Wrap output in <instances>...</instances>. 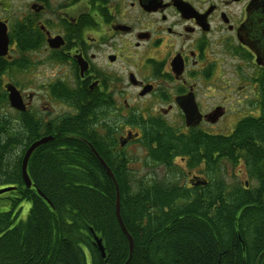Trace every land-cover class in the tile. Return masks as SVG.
Returning <instances> with one entry per match:
<instances>
[{
  "label": "flooded vegetation",
  "instance_id": "1",
  "mask_svg": "<svg viewBox=\"0 0 264 264\" xmlns=\"http://www.w3.org/2000/svg\"><path fill=\"white\" fill-rule=\"evenodd\" d=\"M0 28V64L31 86L15 85L25 103L15 127L30 116L34 129L66 132L84 119L117 166L164 172L148 181L206 187L208 166L228 160L214 151L254 149L235 137L264 129V0H0ZM155 133L191 138L192 153L174 145L167 159ZM252 143L264 150V138Z\"/></svg>",
  "mask_w": 264,
  "mask_h": 264
},
{
  "label": "trees",
  "instance_id": "2",
  "mask_svg": "<svg viewBox=\"0 0 264 264\" xmlns=\"http://www.w3.org/2000/svg\"><path fill=\"white\" fill-rule=\"evenodd\" d=\"M6 63L0 64V187L16 190L0 195V264H88L89 259V264H264V150L252 143L264 138L262 127L246 124L235 137L236 143L254 149L214 151L234 162L244 155L255 186L229 184L221 177L193 189L148 181L130 167L113 163L84 119L66 132L53 133L41 126L34 129L32 118L26 116L21 132L2 111L9 105L1 80ZM47 135L56 139L30 157L33 186L28 188L20 160L34 141ZM78 135L94 145L112 170H119L114 175L121 217L134 240L130 260L129 241L116 215V186ZM153 136L167 159L174 145L181 155L192 153L191 138ZM25 202L30 208L23 219ZM94 234L103 240L105 259Z\"/></svg>",
  "mask_w": 264,
  "mask_h": 264
},
{
  "label": "water",
  "instance_id": "3",
  "mask_svg": "<svg viewBox=\"0 0 264 264\" xmlns=\"http://www.w3.org/2000/svg\"><path fill=\"white\" fill-rule=\"evenodd\" d=\"M8 44H9V40H8L7 32L5 29L0 28V56H4L8 53ZM5 89L8 92V99H9L11 108H13L15 110H19V111H25V103H24L23 97L21 95V92L17 89V87L13 83H8V84H6ZM51 139H52V136H47V137H43L42 139L36 141L32 145H30V147L27 149V151L24 155L23 166H22L21 171H22V177H23L24 183L28 188H31L33 186L32 180L30 179V176L28 173L29 159H30L31 155L33 154V152L37 148H39L40 146H42L44 144H47L48 142L51 141ZM92 151H93L94 155L98 158V160L100 161L102 166L111 175V172H112L111 169L106 164V162L100 157L99 153L94 148H92ZM113 177H114V175H113ZM114 184H115L116 190H117L116 209H117L118 220H119V223H120V226H121L123 232L125 233L128 241H129V246H130L129 260H130L132 255H133V251H134V240L131 237V235L128 233L127 228H126V226L122 220V217L120 215L121 210H120L119 186L117 184L115 177H114ZM200 184H206V182H200ZM15 190H16L15 187H4V188L0 189V195L15 191ZM38 192L42 197H44V199H46V201L49 204H51L50 201L47 199V197H45L44 194L40 190H38ZM94 238H95V243H96L99 251L102 254V257L105 258L106 252H105V247L103 245V240L99 236H97L96 234H94Z\"/></svg>",
  "mask_w": 264,
  "mask_h": 264
},
{
  "label": "rangeland",
  "instance_id": "4",
  "mask_svg": "<svg viewBox=\"0 0 264 264\" xmlns=\"http://www.w3.org/2000/svg\"><path fill=\"white\" fill-rule=\"evenodd\" d=\"M29 73L30 72H28L27 74H29ZM20 78H22V77H21L20 73L17 72L16 70L13 69V70L7 71L2 78V81H3L2 86H3V84H5L7 82H11L14 85H18V84L23 85V88L27 92H29L31 90V86L29 84H27L26 82H24L22 84L20 82ZM2 111L7 112L11 119H16L17 113L13 109H11V107L9 105L6 108L3 107ZM130 152H129V154L132 155L131 158H135V157L142 158V154L139 151H137V152L130 151ZM241 161H242L241 165H239V164L235 165V164L229 162L228 160H226L225 162H221L220 164H217V166L215 167V169L213 171L214 178L215 177L224 178L227 180V182L229 184H231V183H236V184L237 183H239V184L248 183V187L255 186L256 180L250 176L249 170L244 165L243 160H241ZM134 165H135V168L137 169V171H141V175L148 176L149 179L155 175L153 172L158 173V174L164 173V172H161V169H159L158 166L152 167V165H150V168H144L143 164L141 162H139L138 159L136 161H134ZM183 167H184V165L178 161V167H177L178 169H176L175 171L177 173L181 174V169ZM200 168L201 167H199V169ZM149 175H151V176H149ZM176 176H177L176 174L173 175L174 178ZM205 176H207L209 178L211 177L210 173H206ZM181 180H182V178L180 177L179 181L181 182ZM3 187H6V186H2L0 188H3ZM0 198H2V197H0ZM23 206H24V211L21 214V218L26 219L29 208H30V204L25 202ZM89 263H90V259H89Z\"/></svg>",
  "mask_w": 264,
  "mask_h": 264
},
{
  "label": "bare ground",
  "instance_id": "5",
  "mask_svg": "<svg viewBox=\"0 0 264 264\" xmlns=\"http://www.w3.org/2000/svg\"><path fill=\"white\" fill-rule=\"evenodd\" d=\"M42 139V138H41ZM55 139H56V137L55 136H52V139H51V142H53V141H55ZM40 140V139H39ZM36 141H38V140H36ZM36 141H34L33 143H35ZM32 143V144H33ZM31 144V145H32ZM87 144L89 145V147L92 149V148H94L95 150H96V148L94 147V145H92L90 142H87ZM17 151H16V148H13L12 149V153L14 154V153H16ZM23 159H24V157H23ZM23 159L21 158V160H20V165H21V169H22V166H23ZM107 165H108V163H106ZM109 166V165H108ZM246 166V165H245ZM103 168V167H102ZM109 168L111 169V175L108 173V171L105 169V168H103V170L105 171V173L107 174V176L112 180V182L114 183V177H115V172L117 173L119 170H112V168L109 166ZM113 175H114V177H113ZM23 178V177H22ZM116 178V177H115ZM116 181H117V179H116ZM118 184V183H117ZM209 183H207L206 184V186L208 185ZM245 185H246V187H248V183H245ZM119 186V185H118ZM119 194H120V191H119ZM116 215H117V209H116ZM120 215H121V212H120ZM117 217H118V215H117ZM123 220V219H122ZM128 231V230H127ZM128 233H129V231H128ZM130 234V233H129ZM131 235V234H130ZM131 237H132V235H131ZM133 238V237H132ZM103 258V257H102ZM103 259H105V258H103ZM89 264V263H88Z\"/></svg>",
  "mask_w": 264,
  "mask_h": 264
}]
</instances>
